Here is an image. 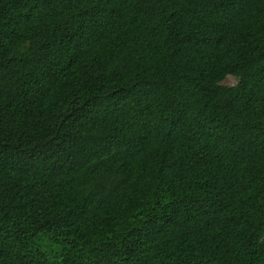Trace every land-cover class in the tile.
I'll return each mask as SVG.
<instances>
[{
	"label": "trees",
	"instance_id": "trees-1",
	"mask_svg": "<svg viewBox=\"0 0 264 264\" xmlns=\"http://www.w3.org/2000/svg\"><path fill=\"white\" fill-rule=\"evenodd\" d=\"M0 264H264V0H0Z\"/></svg>",
	"mask_w": 264,
	"mask_h": 264
},
{
	"label": "rangeland",
	"instance_id": "rangeland-1",
	"mask_svg": "<svg viewBox=\"0 0 264 264\" xmlns=\"http://www.w3.org/2000/svg\"><path fill=\"white\" fill-rule=\"evenodd\" d=\"M236 84V79L233 77H229L224 83L223 85H227V86H231V85H235Z\"/></svg>",
	"mask_w": 264,
	"mask_h": 264
}]
</instances>
